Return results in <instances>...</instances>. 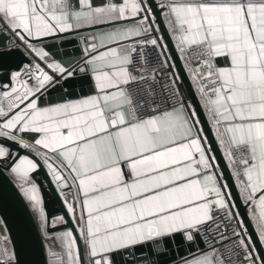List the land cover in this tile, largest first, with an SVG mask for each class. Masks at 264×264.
<instances>
[{
  "label": "snow or ice",
  "instance_id": "obj_1",
  "mask_svg": "<svg viewBox=\"0 0 264 264\" xmlns=\"http://www.w3.org/2000/svg\"><path fill=\"white\" fill-rule=\"evenodd\" d=\"M0 264H264V0H0Z\"/></svg>",
  "mask_w": 264,
  "mask_h": 264
}]
</instances>
